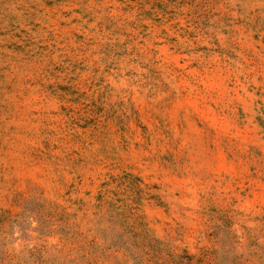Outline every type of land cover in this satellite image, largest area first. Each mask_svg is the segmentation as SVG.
<instances>
[{
  "label": "rangeland",
  "instance_id": "rangeland-1",
  "mask_svg": "<svg viewBox=\"0 0 264 264\" xmlns=\"http://www.w3.org/2000/svg\"><path fill=\"white\" fill-rule=\"evenodd\" d=\"M264 264V0H0V264Z\"/></svg>",
  "mask_w": 264,
  "mask_h": 264
},
{
  "label": "trees",
  "instance_id": "trees-1",
  "mask_svg": "<svg viewBox=\"0 0 264 264\" xmlns=\"http://www.w3.org/2000/svg\"><path fill=\"white\" fill-rule=\"evenodd\" d=\"M49 264H52V263H49ZM185 264H188V263H185Z\"/></svg>",
  "mask_w": 264,
  "mask_h": 264
}]
</instances>
